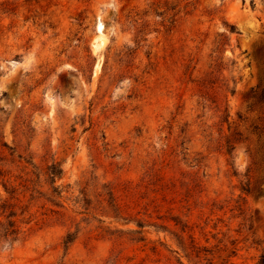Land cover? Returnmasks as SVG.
Here are the masks:
<instances>
[{
    "label": "rangeland",
    "instance_id": "rangeland-1",
    "mask_svg": "<svg viewBox=\"0 0 264 264\" xmlns=\"http://www.w3.org/2000/svg\"><path fill=\"white\" fill-rule=\"evenodd\" d=\"M262 90L264 0H0V264H259Z\"/></svg>",
    "mask_w": 264,
    "mask_h": 264
},
{
    "label": "trees",
    "instance_id": "trees-1",
    "mask_svg": "<svg viewBox=\"0 0 264 264\" xmlns=\"http://www.w3.org/2000/svg\"><path fill=\"white\" fill-rule=\"evenodd\" d=\"M259 101L264 102V90L261 91L259 95ZM47 176L51 183H54L55 179L59 178L61 175V170L55 166L52 165L47 168ZM53 192L57 193V188H53ZM18 234V231L16 228H14L13 222H8L7 224H1L0 223V239L6 240L7 238H11L13 240L14 236ZM71 242L70 236L68 235L66 237L65 244ZM259 264H264V255H261Z\"/></svg>",
    "mask_w": 264,
    "mask_h": 264
},
{
    "label": "bare ground",
    "instance_id": "bare-ground-1",
    "mask_svg": "<svg viewBox=\"0 0 264 264\" xmlns=\"http://www.w3.org/2000/svg\"><path fill=\"white\" fill-rule=\"evenodd\" d=\"M97 32H98V33L101 32V26H100V25L97 26Z\"/></svg>",
    "mask_w": 264,
    "mask_h": 264
}]
</instances>
